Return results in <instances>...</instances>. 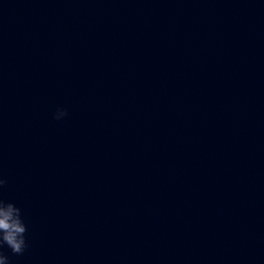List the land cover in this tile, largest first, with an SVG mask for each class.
<instances>
[{"label": "water", "instance_id": "1", "mask_svg": "<svg viewBox=\"0 0 264 264\" xmlns=\"http://www.w3.org/2000/svg\"><path fill=\"white\" fill-rule=\"evenodd\" d=\"M0 178L10 264H264V0H0Z\"/></svg>", "mask_w": 264, "mask_h": 264}, {"label": "clouds", "instance_id": "2", "mask_svg": "<svg viewBox=\"0 0 264 264\" xmlns=\"http://www.w3.org/2000/svg\"><path fill=\"white\" fill-rule=\"evenodd\" d=\"M68 115L65 109H58L55 119L59 120ZM7 181L0 178V189ZM27 225L24 221L21 208L15 203L0 198V264H10V258L4 252L5 245L14 255H22L27 248Z\"/></svg>", "mask_w": 264, "mask_h": 264}]
</instances>
